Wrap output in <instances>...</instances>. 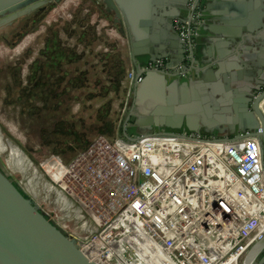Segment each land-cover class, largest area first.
Returning <instances> with one entry per match:
<instances>
[{
	"label": "built area",
	"instance_id": "2783aa9c",
	"mask_svg": "<svg viewBox=\"0 0 264 264\" xmlns=\"http://www.w3.org/2000/svg\"><path fill=\"white\" fill-rule=\"evenodd\" d=\"M201 3L190 0L187 20L176 26L185 66L169 70L158 61L145 70L187 77L196 62ZM261 145L252 134L229 141L152 135L130 146L99 135L58 177L84 214L78 230L84 237H73L91 263L259 264L264 257Z\"/></svg>",
	"mask_w": 264,
	"mask_h": 264
},
{
	"label": "rangeland",
	"instance_id": "374dc122",
	"mask_svg": "<svg viewBox=\"0 0 264 264\" xmlns=\"http://www.w3.org/2000/svg\"><path fill=\"white\" fill-rule=\"evenodd\" d=\"M50 1L0 32V167L51 218L38 202L61 203L67 219L76 211L47 184L75 202L58 178L70 163L101 134L132 144L119 134L132 111L134 66L127 37L97 2Z\"/></svg>",
	"mask_w": 264,
	"mask_h": 264
},
{
	"label": "water",
	"instance_id": "95a60500",
	"mask_svg": "<svg viewBox=\"0 0 264 264\" xmlns=\"http://www.w3.org/2000/svg\"><path fill=\"white\" fill-rule=\"evenodd\" d=\"M239 1L244 4L234 5L229 11L223 5L218 6L226 24L218 33L229 36L233 47L241 34H258L261 18H264L260 11L261 7L264 9L261 5L264 0ZM49 2L0 0V32L17 25L32 12H43ZM98 2L122 35L136 39L132 41L129 36L135 85L132 111L125 133L119 134V138L137 141L159 130L199 140H205L204 136L208 135L215 141H229L237 135L262 132L264 164V46L253 52L248 48L247 53H237L227 60L226 53L220 50L227 44H221L215 48V68L208 67L185 78L172 77L163 70H145L143 67L149 63L172 59L174 54L185 55L175 29V25L185 22L184 18L176 20L179 11L167 13L168 0ZM179 2V8L186 10L190 0ZM161 26L165 31L160 30ZM158 32L172 35L173 51L166 52L167 48L156 38L146 44L141 40V37L152 38ZM172 66L167 65V69L173 70ZM214 136L217 139H213ZM0 264H93L83 255L74 237L45 213L1 167ZM259 264H264V257Z\"/></svg>",
	"mask_w": 264,
	"mask_h": 264
},
{
	"label": "crops",
	"instance_id": "0c3cea01",
	"mask_svg": "<svg viewBox=\"0 0 264 264\" xmlns=\"http://www.w3.org/2000/svg\"><path fill=\"white\" fill-rule=\"evenodd\" d=\"M94 3L97 2L98 8L105 13L104 8L99 4L98 0H92ZM179 1L181 3L186 0H177V2H171L168 0V5L166 7L167 11H179V18L176 19L182 20V17L186 16L185 9L179 8ZM246 3V2H245ZM243 5V1L239 0H208L205 6V12L209 16V19L207 20L206 24L203 25L201 29V35L199 38L196 40V62H195V67H189L187 69L188 75H195L196 72L202 71L208 67H216V56L217 52L215 51V48L219 45H226L225 47H221L220 50L226 53V58L227 60L231 59L234 55L237 53H247V49L249 48V52H253L254 49H258L259 51L263 48L264 46V18H261V27L259 28L260 31L256 35H246V34H241L240 38L238 39L237 45L233 47L230 43V37L226 35H219V30L224 29L226 27V24L223 23L224 17L219 14L220 10L218 9L219 5H223V7L228 8V11L230 10L231 7H235L237 5ZM235 5V6H234ZM261 5L264 6V2L261 3ZM97 6V5H96ZM260 9V8H259ZM261 14H264V9H260ZM218 13V14H215ZM105 16L110 18L112 20V17H110L108 14L105 13ZM229 19L231 21H234L231 19V16L229 15ZM175 20V21H176ZM118 27V26H117ZM119 28V27H118ZM232 29H235V26L232 27ZM161 31H165V28L163 26L160 27ZM120 31V30H119ZM126 36L128 41H129V36L132 41H135L136 39L131 36V35H123ZM158 39V43L164 45L167 50L166 52L170 53L173 51V47L171 45V41L169 40V36L167 34L158 32L155 36L152 38L150 37L149 39H145L141 37V40L146 44L150 40ZM146 41H145V40ZM130 42V41H129ZM220 42V43H219ZM219 43V44H218ZM130 46V44H129ZM170 51V52H169ZM131 52V51H130ZM183 55V54H182ZM185 56V55H183ZM183 56L180 57L179 54H174L171 58L164 59L168 65L173 64V68L178 66V65H183L185 66ZM132 57V55H131ZM133 63V59H132ZM192 68V69H191ZM186 71V69L184 70ZM172 77H177L172 76Z\"/></svg>",
	"mask_w": 264,
	"mask_h": 264
},
{
	"label": "bare ground",
	"instance_id": "6f19581e",
	"mask_svg": "<svg viewBox=\"0 0 264 264\" xmlns=\"http://www.w3.org/2000/svg\"><path fill=\"white\" fill-rule=\"evenodd\" d=\"M70 1V0H69ZM68 4V3H67ZM67 4H64V6L65 5H67ZM62 5V4H61ZM92 6V5H91ZM62 7V6H61ZM66 7V6H65ZM96 7V6H95ZM59 8H60V6H59ZM91 8V7H90ZM52 10V9H51ZM58 12V11H57ZM91 12H93L92 10H91ZM88 14V13H87ZM102 15V14H101ZM70 16V15H69ZM49 18V17H48ZM51 18V17H50ZM54 18V17H53ZM86 18V17H85ZM52 19V18H51ZM65 19V18H64ZM50 19H48L47 21H49ZM54 20V19H53ZM44 21H45V19H44ZM111 23V22H110ZM109 24V23H108ZM51 25V24H50ZM50 27H52V26H50ZM98 27V26H97ZM39 28H40V26H39ZM114 29V28H113ZM43 30V29H42ZM41 29H40V31H42ZM118 32V31H117ZM42 34V33H41ZM111 34H112V32H111ZM33 35V34H32ZM118 35V34H117ZM112 36V35H111ZM33 37H34V35H33ZM123 37V36H122ZM32 38V37H31ZM118 38H120V37H118ZM26 39H27V37H26ZM29 39H30V37H29ZM25 41V40H24ZM24 41H23V43H24ZM32 41V40H31ZM121 41V40H120ZM27 42V41H26ZM27 44V43H26ZM25 44V45H26ZM24 45V46H25ZM3 46V45H2ZM18 46V45H17ZM22 46V45H21ZM20 46V47H21ZM19 47V46H18ZM23 47V46H22ZM22 47L20 48V50H22L23 51V49H22ZM19 49V48H18ZM20 50H18V51H20ZM8 51H10V50H8ZM12 51V50H11ZM16 51H17V49H16ZM18 51H17V53H18ZM1 52V51H0ZM6 51L4 50V53H5ZM15 53V52H14ZM130 53V52H129ZM1 55V54H0ZM5 55V54H4ZM14 55V54H13ZM1 57V56H0ZM9 127V126H8ZM11 129V128H10ZM15 132V131H14ZM13 132V133H14ZM15 134V133H14ZM15 148L20 152V153H22V151L17 147V146H15ZM23 154V153H22ZM23 156H24V154H23ZM25 157V156H24ZM26 158V157H25ZM27 159V158H26ZM27 162H28V164H30L31 165V167H33V164H31V162L29 161V159H27ZM10 169V168H9ZM11 170V169H10ZM12 171V170H11ZM14 172V171H13ZM16 174V173H15ZM65 183V182H64ZM63 185V184H62ZM47 187H49V189H51L53 192H54V194L55 195H57L58 197H60V199H59V201H61V202H64V205H66L65 207H73V210L74 211H76V216H75V218H64L63 216H64V212H63V209L60 207V205L59 204H61V203H58V204H53L52 206H48V205H43L41 202H38L39 203V205L40 206H44V207H46V209H47V212L48 213H50L51 215H53V217H54V219H55V221L58 223V225L60 226V227H62V229H64L65 231H67V233H69L70 235H72V236H74V237H78L79 235H80V233H79V228H80V225H81V223L83 222V220H84V214L82 213V212H80L79 211V209L74 205V203L72 202V200L63 192V191H61V190H58V188L55 186V185H52V184H47ZM54 194H52V197H54L53 195ZM56 197V196H55ZM57 199V198H56ZM80 224V225H79ZM78 226V227H77ZM83 253H84V256H88L87 255V253L83 250ZM98 260H93L92 261V263L93 264H96V262H97Z\"/></svg>",
	"mask_w": 264,
	"mask_h": 264
},
{
	"label": "flooded vegetation",
	"instance_id": "af4514ba",
	"mask_svg": "<svg viewBox=\"0 0 264 264\" xmlns=\"http://www.w3.org/2000/svg\"><path fill=\"white\" fill-rule=\"evenodd\" d=\"M207 1L208 0H201V5H200V10L202 11V13H203V16H202V20H203V22H202V25H201V29H202V27H203V25L204 24H206V22H207V20L209 19V16L207 15V13L205 12V6H206V3H207ZM166 11H167V9H166ZM167 13H169V11H167ZM185 13H186V16H184V17H182V19L184 18V20H187V18H188V8L186 9V11H185ZM182 22H180L179 24H181ZM184 23V22H183ZM178 25V24H177ZM177 25H175V29H176V26ZM125 27V26H124ZM201 29H200V31H201ZM177 31V30H176ZM178 33V32H177ZM178 35H179V33H178ZM201 35V32H200V34H199V36ZM199 38V37H198ZM197 38V39H198ZM169 40L170 41H172L173 40V37H172V35L169 37ZM168 65V64H167ZM262 93H264V90L262 91ZM262 132H259V133H257L256 135H257V137H259L260 139H262L263 140V138H262V134H261ZM152 134H155V135H169L168 133H164V132H161V131H159V130H155ZM204 139H209V140H212L211 139V137L210 136H208V135H205L204 136ZM213 139H217V137L216 136H214V138Z\"/></svg>",
	"mask_w": 264,
	"mask_h": 264
},
{
	"label": "trees",
	"instance_id": "16d2710c",
	"mask_svg": "<svg viewBox=\"0 0 264 264\" xmlns=\"http://www.w3.org/2000/svg\"><path fill=\"white\" fill-rule=\"evenodd\" d=\"M103 12V11H102ZM104 15H105V13H103ZM26 34H27V32H26ZM57 52V56H60V55H62V50H60L59 48H58V51H56ZM51 55V54H50ZM102 135V134H101ZM104 136H107V135H104ZM107 137H109V136H107ZM86 147V145H84L82 148H85Z\"/></svg>",
	"mask_w": 264,
	"mask_h": 264
}]
</instances>
